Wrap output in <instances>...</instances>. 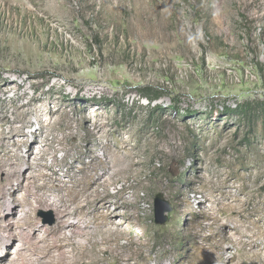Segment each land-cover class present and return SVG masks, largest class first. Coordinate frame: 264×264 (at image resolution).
Returning <instances> with one entry per match:
<instances>
[{
    "label": "rangeland",
    "instance_id": "1",
    "mask_svg": "<svg viewBox=\"0 0 264 264\" xmlns=\"http://www.w3.org/2000/svg\"><path fill=\"white\" fill-rule=\"evenodd\" d=\"M0 198V264H114L78 248L110 229L126 264H264V0H0Z\"/></svg>",
    "mask_w": 264,
    "mask_h": 264
},
{
    "label": "bare ground",
    "instance_id": "2",
    "mask_svg": "<svg viewBox=\"0 0 264 264\" xmlns=\"http://www.w3.org/2000/svg\"><path fill=\"white\" fill-rule=\"evenodd\" d=\"M1 188H3V187H1ZM1 194H2V192H1ZM4 194V193H3ZM4 198V197H3ZM1 199V198H0ZM65 213V212H64ZM77 214V213H76ZM80 214V213H79ZM78 214V215H79ZM69 215V214H68ZM75 215V214H74ZM30 216V215H29ZM64 216V215H63ZM77 216V215H76ZM71 217V216H70ZM28 218V217H27ZM109 218V217H108ZM25 219V218H24ZM29 219V218H28ZM31 219V218H30ZM105 219H106V216H105ZM33 220V219H32ZM108 220V219H107ZM6 221V219L4 220V222ZM36 221V220H35ZM27 224L28 225H34L35 223L34 222H32V221H27ZM6 225V224H5ZM4 225V227H3V232L4 233H10V228L11 229H13L14 228V226H16V225H14L13 226V224H11V223H9L8 225H6L5 226ZM20 225V224H19ZM21 226H23V224H21L19 227H21ZM75 225L73 224V223H70L69 224V227H74ZM18 227V226H17ZM58 229V226L56 227V228H54L53 229V231L55 230V231H58L57 230ZM61 229V228H60ZM54 231V232H55ZM117 233V231L116 230H114V231H111V229L110 230H106V232L104 231V233L103 234H105V237L101 240V242H103L102 244L99 242V241H96L95 243H92L89 239L87 240V242L85 243V244H81L80 245V247H78V248H80L81 250H86L88 247V245L87 244H91L93 247L95 246L96 248H99L100 247V245H103V247H104V249H102V251L104 252V255H105V260L106 261H109V260H114V264H126V261H128L127 259H126V257L123 255V254H119V255H114L113 254V252H112V250L110 249V242H112V241H110V239L112 238L113 239V237H114V235H117L116 234ZM87 235H88V233H87ZM83 236H84V234H83ZM118 242V241H117ZM31 243V242H30ZM80 244V243H79ZM27 245H29V248H31L32 247V245L31 244H29V241H25V243L21 246V248L16 252V255L17 256H20L21 255V251H23L24 249H26V246ZM30 245H31V247H30ZM112 245H113V243H112ZM114 245H115V243H114ZM120 246V245H119ZM54 246H52L51 248H53ZM114 248V247H113ZM35 249H36V251H38V249H41V248H38V247H35ZM43 252H46L47 251V253L45 254L46 256L48 255V256H50V247L49 246H44V248L43 249H41ZM35 251V250H34ZM42 251H40V252H42ZM114 251V250H113ZM42 252V253H43ZM81 252V251H80ZM119 252V251H118ZM41 253V254H42ZM75 253H76V251H75ZM82 253V252H81ZM64 254V253H63ZM77 254V253H76ZM80 254V253H79ZM44 255V256H45ZM52 255V254H51ZM42 256H43V254H42ZM53 256V255H52ZM63 256V255H62ZM62 256L59 258V260H58V262H57V264H61L62 262L61 261H63L64 260V258H62ZM74 256H76V255H74ZM73 257V256H72ZM72 257H71V259H72ZM77 258V256L76 257H74V259H73V261H75V259ZM82 258V257H81ZM38 260H40V259H38ZM57 260V259H56ZM67 260H69V259H67ZM82 260V259H81ZM54 261L55 260H53L52 262L54 263ZM80 261V260H79ZM78 261V262H79ZM68 262V261H67ZM72 262V260L70 261V263ZM76 262V261H75ZM85 262V261H84ZM130 262V261H129ZM73 263V262H72ZM15 264V263H14ZM86 264V263H85ZM89 264V263H88Z\"/></svg>",
    "mask_w": 264,
    "mask_h": 264
},
{
    "label": "water",
    "instance_id": "3",
    "mask_svg": "<svg viewBox=\"0 0 264 264\" xmlns=\"http://www.w3.org/2000/svg\"><path fill=\"white\" fill-rule=\"evenodd\" d=\"M171 204L163 198L162 194H158L155 198V222L164 225L168 222V214L172 213Z\"/></svg>",
    "mask_w": 264,
    "mask_h": 264
},
{
    "label": "trees",
    "instance_id": "4",
    "mask_svg": "<svg viewBox=\"0 0 264 264\" xmlns=\"http://www.w3.org/2000/svg\"><path fill=\"white\" fill-rule=\"evenodd\" d=\"M145 97H146L147 99L150 100V103H151V102H154V101H156V100H158V99L160 98L159 96H157V97H151V96H149V95H145ZM239 107H240V106H239ZM215 112L218 113L219 111L216 110ZM224 112H225V113H230V112H231V109H230V108H225ZM253 115H254V114H250V117H249V118H251Z\"/></svg>",
    "mask_w": 264,
    "mask_h": 264
}]
</instances>
